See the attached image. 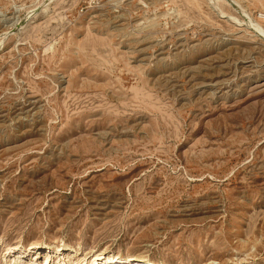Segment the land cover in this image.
<instances>
[{
	"label": "rangeland",
	"instance_id": "374dc122",
	"mask_svg": "<svg viewBox=\"0 0 264 264\" xmlns=\"http://www.w3.org/2000/svg\"><path fill=\"white\" fill-rule=\"evenodd\" d=\"M105 258L264 264V0H0V264Z\"/></svg>",
	"mask_w": 264,
	"mask_h": 264
},
{
	"label": "bare ground",
	"instance_id": "6f19581e",
	"mask_svg": "<svg viewBox=\"0 0 264 264\" xmlns=\"http://www.w3.org/2000/svg\"><path fill=\"white\" fill-rule=\"evenodd\" d=\"M259 24V23H258ZM257 24V25H258ZM260 25V24H259ZM256 26V25H255ZM258 28V27H257ZM263 28V27H262ZM261 29V28H260ZM41 247H39L40 249ZM46 251L48 248H44ZM51 251V250H50ZM97 261V260H96ZM103 262H105V264H156L152 261L149 260H144V259H137L132 261L129 260H124V259H120V258H105L103 259L101 262H93L92 264H102Z\"/></svg>",
	"mask_w": 264,
	"mask_h": 264
}]
</instances>
